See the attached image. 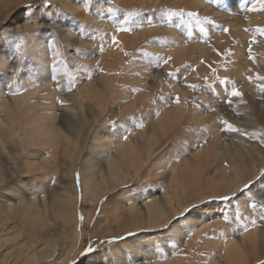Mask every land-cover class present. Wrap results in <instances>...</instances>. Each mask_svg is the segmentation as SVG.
<instances>
[{"label": "bare ground", "instance_id": "1", "mask_svg": "<svg viewBox=\"0 0 264 264\" xmlns=\"http://www.w3.org/2000/svg\"><path fill=\"white\" fill-rule=\"evenodd\" d=\"M24 1L27 0H0V21L4 19L3 13H5L4 16L8 15V13H12V9ZM155 1L157 3L159 0ZM155 1L152 0V2ZM201 1L204 3L203 0H200V2ZM22 14V12H19L8 24L0 27V41L4 33L16 34L19 31L29 32V28L23 29L24 26H28L29 24H25L22 20L19 22ZM259 14H264V12ZM257 17L258 16L253 14L251 15V20L257 21ZM237 26L234 25L231 29L235 37L242 35V32L244 33L243 28L241 27V30H239ZM58 27H60V31H62L67 38L66 40H70L68 38V32H70L71 29L64 30L61 25H58ZM166 33L169 34V41L166 46H161L160 42L159 44H148L155 49L160 48L164 50L166 52V58L171 57L167 63L169 65L164 64L160 72H165L169 69L168 73L173 72L175 75L173 78L169 79L161 75V78L164 80L161 85L158 84L156 86L155 83L154 85L151 84V87H147L148 83L156 82V78L158 80V77L143 72L138 75L140 80L136 82V88L141 86L143 91H147L151 94L155 92L154 90L158 87V89L163 88L164 91L172 90L177 95H173L172 93L166 95L164 93L162 94L164 100H161L160 97L158 99H144L141 100L142 106L137 108L136 100L131 101L128 98L130 94L138 95L136 92L122 90L119 92L118 90L117 92L120 94L115 101L116 106L107 104L103 108L110 109L112 113H121V111L125 113L135 108V115L140 114V116L134 117L136 119L142 117L145 120L142 129L143 132L137 130H130L131 132H109L112 128H110L109 125L108 127L110 129L108 130L106 124L97 129L93 126H89L87 122L88 115L84 113L80 114L79 112L83 107H86L87 110L88 107L89 109L93 107H90L92 104L91 100L88 101L83 95L84 90L90 86V84H88L89 81L85 83L88 84V86L78 84L71 92H68V94H71L70 104L58 102L57 88L55 89L54 86L50 84L48 77L51 58L49 57L48 59L47 57L48 45L41 39L42 35L33 34L29 36V46L27 44L26 50L31 62L27 65V76H23L22 72L18 70L19 64L16 58L9 60L8 51L0 54V69L5 73L4 77H1L0 74V86L8 88V91L3 93L0 87V124H2L0 126V221L4 222L3 226L0 224V235H4L6 231H10L16 227V223L11 222V218L7 215H9L10 211L18 209L21 211L20 223L22 225H27L33 231L45 232L46 235L50 234V227L52 221H54L53 217L59 219L62 228H67V222L70 221L71 217L76 216L75 211L78 188L76 185L75 172L77 170H80L81 173L82 200L84 209L86 210L87 220L91 217L97 202L102 196L113 190L115 191L118 187L122 188L128 185L122 193L120 192V197H122L120 202L123 205H119V209L129 206L128 211L133 212L129 221L130 225L126 228H122L116 223L118 222L117 219L107 221V227L109 228L112 223L111 230H117V234L121 233L119 231L123 232V229L124 233H128L133 230H154L163 227L171 219H174L179 213L184 212L185 209L193 204L200 203L210 197L227 196L232 194V192L234 193L243 186L245 181L253 179L260 172V169L263 168L264 165L262 156L257 155L260 147L256 143L250 146L242 144L239 132H228L225 130L226 132H224L223 138L217 126L218 116H223L224 114L222 112H220V114L217 112L218 110H213L209 116L206 110H200L202 107L200 108L199 105L197 106L198 108L193 107L195 104L194 102L191 111L189 109L190 114L188 115H190V117L184 121V124L187 125L189 122L191 125H194V122L207 121L211 129L197 130V127H191V130H188L186 126L182 125L179 130L189 137L191 143L189 151H192L189 153V160H191L192 166L194 167L193 171L196 170L197 174L189 175V177L187 176L190 173L188 171L189 169H184L185 166L180 170L177 167V162H165V156L161 152L163 145H159V143L154 144L152 138L157 134H161L162 132L160 131L167 128L164 124L165 121L171 124V121L180 115L183 107L180 103L177 104L175 102L176 96H179L180 100H182L183 96L186 94H189L191 98L196 97L195 94L197 89L193 90L188 87L189 83H187L189 77L192 78V74H189L192 65L194 67L198 66L199 73L200 71L204 72L202 70H205L206 63L203 61V58H206L213 66L217 67V71L219 72L225 67H230L229 69H232L233 76L239 81V83H235V86L239 87V91H241L243 95L247 93V96L250 94L249 85L251 84L247 75L256 73L257 71H264V64L257 63V61L264 63V59L259 57L263 52L262 49L261 53L259 52L260 55L256 54L254 56L255 52L258 53L257 50L251 52L254 59H250L248 51L250 45L246 44L244 47H241L238 45L239 41L238 44L235 45L236 48L234 50L227 51L226 49H222V53H228L227 55H223V58L210 57L208 55L211 54L209 52L210 50L205 45H200L197 41L191 43V46L197 49V52L194 54L191 53L193 52L192 48L190 50L187 47L186 40L181 37V34H178L175 30L172 31V29ZM172 38H174V40H171ZM240 40H244L245 43L246 39L241 37ZM221 43L220 45L224 47L229 45L227 40ZM260 46L262 47V44ZM70 56L72 57V55ZM188 57L189 59H187ZM188 60L190 61L184 63ZM98 62L100 61H96L92 65H96ZM133 64L134 66L132 67H139L143 70L149 68L140 65L142 63L139 61ZM186 65L189 66L186 67ZM97 66V69H102V67L105 69V66L101 62ZM126 68H129V66ZM13 69H17L19 73L16 72L15 75H12ZM137 70L134 71L138 73ZM183 70L187 72H183ZM115 72L117 73V71ZM103 73L104 70H101V72L99 70L96 74H98L99 77H104ZM107 76L108 79L111 77V75ZM202 80L201 78L200 81L198 79L195 80L196 84L199 85L198 89H200V93L197 95L196 100L204 103V106L209 104L215 109L221 108L224 109L225 112H229L230 105L225 104L222 106V103H224L225 100L234 101L235 99V101H237L241 99L240 97H232L230 95L232 83L228 85L227 89L220 84H216V91L214 92H217L218 96L215 97L210 93V88H206L203 85L204 83H200ZM17 86L23 87L22 90ZM212 88L213 86H211V89ZM36 96H45L48 97V100L42 101L41 104H39L35 101ZM143 96L145 97V94ZM112 98L113 96H109L107 100H112ZM129 100L131 102H129ZM127 104L130 105L128 106ZM253 105H255V103ZM49 106L58 107V109L55 108L62 113V122L59 123L56 121V114L58 112L52 114L51 112L53 111L48 109ZM263 106L256 107L260 113L264 110ZM96 109L95 111L98 112L97 114L102 111L101 107L98 108L99 110ZM137 109L139 110L136 112ZM185 109L186 108H184V110ZM95 111L93 110V114ZM71 112H73V114H71ZM89 112V114H92L91 111ZM157 112L159 113L158 115ZM248 114L244 116L245 119H250L251 115ZM90 116L91 115H89V117ZM232 119H234V117H232ZM77 120L81 122V127H77ZM125 122L128 123V121ZM167 133L168 132L165 134ZM125 137H127V139H125ZM235 139L239 140L234 144ZM172 141L174 142L175 139ZM66 163H68L69 169L67 167V169L62 168ZM205 167H207L206 174L202 175L205 171ZM245 169L247 170L246 173L242 174V171ZM187 171L189 173H187ZM30 175L34 176L30 177ZM243 175L244 177L242 178ZM154 176L155 179L161 180L159 186L150 188L147 185L146 192L143 191L141 195L135 198L129 197V195L131 196V192L136 191V179L137 181H149V178H153ZM19 181L25 184L26 190H22L21 188L11 190V188H13L12 186ZM163 185L168 186V191L161 190ZM4 191H7V193L9 191L17 192L18 194L16 193V195L19 197L18 200H14L10 195L5 194ZM124 192L129 194L127 195L128 197H125L123 194ZM47 194H49L50 197ZM251 195L257 200L264 201V177H262L261 181L257 182L248 192L242 193L236 199L231 200L229 204L236 202L239 203L243 209L247 210L246 207H248L249 202L248 197ZM216 204L218 203H206L205 207H203L205 213L208 212V208H213ZM112 208L110 210H112ZM198 214V208H192L184 217L174 220L167 230L162 231V233L167 232V234H170L172 239L178 241L179 244L195 246L196 253L199 256L196 264H199V262L200 264H252L264 258V225L256 224L251 231H245L242 225L237 223L235 224L236 228L238 230L240 228V232L237 234L238 237L234 233L235 231L231 230L228 225L225 223L223 224L222 221L216 220V222L218 221L219 223L216 225H220L223 231L214 230V235H200L201 228L204 227L203 224L206 222H203ZM8 219H10V221H8ZM6 222H10L8 223L9 225H7ZM182 222L188 225V229L182 227ZM165 235L166 234H164V236ZM134 238L135 243L131 247L133 248L131 249L134 255L133 257L136 259L134 264L161 263L160 260V263L155 261L156 259L154 260V257H152L154 261L151 260L150 255L154 246L156 247L151 233L142 232ZM136 239L138 241H136ZM192 239H194V241ZM203 239H212L213 241L205 242L202 241ZM201 245L208 247V250L198 251ZM165 249H167V247H165ZM170 249L167 250L172 252ZM249 249L255 252L250 254ZM2 253L3 252L0 251V255ZM8 253L9 252L5 253V255L2 254V256H7ZM69 256L71 257L70 254ZM69 256L68 254L65 255L66 261L64 264H70V261L73 260L76 255H73L71 259ZM171 256L173 257L169 256L171 258L170 261L172 259L176 261L181 260L179 257L175 258L174 255ZM140 257L146 259L138 261L137 259ZM252 257H255L257 260H253V262L251 260ZM166 263H168V261L165 262V264Z\"/></svg>", "mask_w": 264, "mask_h": 264}, {"label": "rangeland", "instance_id": "2", "mask_svg": "<svg viewBox=\"0 0 264 264\" xmlns=\"http://www.w3.org/2000/svg\"><path fill=\"white\" fill-rule=\"evenodd\" d=\"M203 1L204 3L202 1L200 2V0H159L156 3V1L152 2V0H27L16 5L12 9V13H8L6 16H4L5 13H3V18L5 20L2 18L3 20L0 21V27L8 24L15 15H17L19 12H22L23 14L21 15L22 17L20 16L19 22L22 20V22L25 24H29V32L19 31L16 34H2L3 36L1 37L0 41L2 44H0V46L2 48L0 47V54L8 51L9 60L16 58L19 64L18 70L22 72L23 76H27V65H29L31 62L26 50L27 44L29 46V36L33 34H39L40 36L42 35L41 39L44 40V43L48 45L47 57L48 59L49 57L51 58L48 77L50 84L54 86L55 89L57 88L56 92L58 94V102L64 101L63 103L70 104L71 94H68V92H71L78 84H84L85 86L90 84V86L84 90L83 95L88 101L91 100L92 104L90 107H93L90 109L88 107V110L86 107H83L79 110L80 114L84 113L85 115H88L87 122L89 126H93L95 129H97L98 127L106 124L108 130L110 128L113 129L109 130V132H129L130 130L143 132V126L140 125H143L145 120L142 117L138 119L134 117L140 116V114L135 115V108L130 109L125 113L124 111H121V113H112L110 109L108 110L103 108L107 104H113L116 106L115 101L119 97L118 95L120 94L119 92H121V90L127 92H136L138 94H130V97H128L131 101L136 100L137 108L142 106L141 100L144 99H158L164 93L166 95L170 93L177 95L172 90L164 91L163 88L158 89V87L156 90H154L155 92H152L151 94L147 91H143L141 86L136 88V82L140 80L138 75L142 74L143 72H147L148 74H151V76L156 75L159 80L158 81L156 78V82L148 83L147 87H151L150 85H154L155 83L156 86L158 84L161 85L164 82V80L161 78V75H163V77H168V79L173 78V76L168 75L169 69L165 72H160L164 66L163 61L167 59L165 56L166 52L160 48L155 49L148 44H159L160 42L161 46H166L167 42L169 41V34L166 32H169L172 29V31L175 30L178 34H181V37L186 40L187 47L190 50L192 48L193 52L191 53L194 54L197 52V49L192 47L191 43H195L196 41L198 44H203L208 47L210 50L209 52L211 53L208 54L210 57L218 58H223V55L221 54L222 49H226L227 51L234 50L236 48L235 45H237L240 41L238 44L239 46L244 47L246 44H249L250 47H252L251 52H255L257 50L258 53L255 52L254 56L256 54L260 55L259 52L261 53L262 49L263 52L259 57L264 59V34L258 31V29L264 28V14H259L264 12V0ZM109 9H112V11L109 12ZM167 9L183 10L184 15H173L171 20H168ZM129 12H132L133 15H131L127 22L123 25V28L128 30H120V21L124 20L125 16H127ZM189 12L197 13L199 19L196 17H189L187 15ZM253 14L258 16L256 18L258 20H255L256 22L251 20V15ZM205 17L208 19H205ZM58 25H61L64 30L71 29V31L68 32V38L70 40H66L67 38L64 36L62 31H60V27H58ZM234 25H238L237 28L239 30H241L242 27L245 34L242 32V35L235 37L231 30ZM201 27L206 29V34L200 31ZM224 28H227L229 31H223ZM189 31L192 33L191 36L188 35ZM113 35H115L119 41L118 44L112 43L111 38ZM21 36L22 38L18 39V37ZM241 37L246 39L245 43L244 40H240ZM253 37H255L254 42ZM171 40H174V38ZM225 40L229 42V45H226V47L221 46V42H224ZM261 44L262 47L260 46ZM145 52L149 53V55H145ZM125 53H127V55H125ZM70 55H72V57ZM189 57L187 59H189ZM96 61L103 63L105 69L104 67H102V69H97V65H99L100 62H98L96 65H92ZM136 61L142 63L140 65H144L149 68L143 70L139 67H132L134 66L133 63ZM189 61L190 60L185 61L184 63ZM203 61L206 63L205 70H202L204 72L200 71L199 73L198 66L194 67L192 65V69H190L189 72V74H192V78L189 77L187 83L196 84L195 80L198 79L200 81V78L203 79V77L207 76L209 79L207 81L203 79L200 83H204V87L210 88V93H212L215 97L218 96L217 92H214L216 91V84H220L227 89L230 83H232V87L235 86V83H239V81L233 76L232 69H229L230 67H225L219 72L217 71V67L213 66L206 58H203ZM257 63L264 64L261 61H257ZM127 66H129V68H126ZM188 66L189 65H186V67ZM212 68L216 69L215 73L212 72ZM197 69L198 71L196 72ZM99 70L100 72L101 70H104V77H99L98 74H96L99 72ZM134 70H137L138 73ZM19 71L16 72L19 73ZM115 71H117V73ZM183 72L187 71L183 70ZM0 74L1 77L5 76V73L1 69ZM107 75H111V79H108ZM258 75L264 76V71H257L256 73L247 75L248 80L251 81V84L249 85L250 94L247 96L246 93L240 97V100L237 101L234 99L230 105L229 112H225L224 109L221 108L215 109L209 104L204 106V103L196 100L197 95L200 93V89L198 88L195 94L196 97H194L195 99L191 98L189 94L183 96L182 100H180V104L183 107L180 115L176 117L177 119L174 118L173 121H171L172 125L165 121L164 124L167 128L160 131L162 132L161 134H157L152 138L154 144L159 143V145H163L161 152L165 156V162H177V167L180 170L185 166L184 169H189L188 171L190 172L189 173L187 171V173H189L187 176L197 174L196 170L193 171L194 167L192 166L191 160H189V153L192 152L189 151L191 145L189 137L188 135L180 132L179 128L180 126L182 127V125H184L188 130H191V127H197V130H208V128L209 130L211 129V126L208 125L207 121L194 122V125H191L189 122V125L184 124V121L190 117L188 114H190L191 109L193 107H197L198 105L200 108L202 107L199 109L201 111L206 110L209 116L213 110H218L217 112H222L224 115H226H223L224 117L221 115H219L220 117L218 116L217 128L218 131H220L223 135V138L224 132H226L224 130V127L226 126L222 125V121L224 120H227L229 123L233 124L234 127L244 129L248 133H264V110L262 113H260L256 108L260 107L261 105L263 106L264 104V92L260 90V85L264 84V81L258 80L256 78ZM217 77H219L220 80H223L225 77L228 79L226 83H221L220 80L216 79ZM249 77H251V79H249ZM87 81H89V83L85 84ZM209 85L213 86V88L211 89ZM0 87L3 93L8 91V88H5L4 86ZM235 87L239 90V87ZM18 88L22 90L23 87L20 86ZM118 90L119 92H117ZM144 94L145 97L148 98H145L143 96ZM109 96H113L112 100H107ZM47 100L48 97L45 96L35 97V101H37L39 104H41L42 101ZM130 100L129 102H131ZM227 101L228 100H225L224 103H222V106L228 104ZM254 103L255 105H253ZM127 105L129 106L130 104ZM55 107L49 106L48 109L53 111L51 112L52 114L58 112L56 114V121L60 123L62 122V113L57 110L58 107H56L57 109ZM99 107H101L102 111L97 114L98 112L95 111V109L99 110ZM184 108L186 109L184 110ZM93 110L95 111L94 114ZM138 110L139 109H137L136 112ZM89 111H91L92 114H89ZM71 114H73V112H71ZM246 114L251 115L252 118L250 117V119H245L244 116H246ZM89 115H91V118ZM232 117H234V119H232ZM125 121H128V123ZM1 125L2 124H0V126ZM78 126L81 127V122L77 120V127ZM166 132L168 133L165 134ZM173 139H175L174 142L172 141ZM237 140L239 139L234 140V144L237 142ZM240 141L242 144L248 146L256 143L260 147L257 155H261L264 159V144H262L258 138H253L240 133ZM66 167H69L68 163L64 164L62 168ZM206 170L207 167H205V173L203 172L202 175L206 174ZM246 171V169L243 170L242 174H245ZM75 175L76 181L77 175H79V183H76L78 188L77 205L75 211L76 216L71 217L70 221L67 222V228H62L59 219H56L52 216L54 221H52V225L50 227L51 233L46 235L45 232L33 231L27 225H22L20 223L21 211L19 209L10 211L9 215L7 216L11 218V222L16 223V227L10 231H6L4 235H0V251L3 252V255L9 252L7 256H2V254L0 255V264H64L66 261V254H68V256L69 254L71 255V257L69 256L70 259L73 255H76L73 259L75 264H134L136 259L133 257L134 255L131 251L133 248L131 247L135 243L134 237L142 232L151 233V237L156 243V247L154 246V249L150 255L152 261L156 259L155 261H158V263L161 262L160 264H165L167 261L168 263L166 264H196L198 262L197 259H199V256L196 253L197 251L195 246H185L184 244H179V242L174 241L172 236L167 234V232L162 233V231H165L170 227L174 220L184 217L189 211H191L193 205H196L194 208H198V216L201 218V220L206 222L203 224L204 227L201 228L200 235H214V230L223 231V228L220 225H216L219 224L218 221L223 222L222 214L229 215V221L227 223L223 222V224L225 223L231 228V230H234L236 236H238L237 234L240 232V228L238 230L235 226L237 223H240L244 229L245 226H247V231H251V229L256 224L264 225V201L257 200L252 195L249 196L250 199L248 197L249 202L248 207H246L247 210L243 209L239 203L234 202L229 204L231 200L236 199L241 195V193L238 192V189L235 191L237 195H233V192L232 194L227 195L229 197L228 200H221L219 197H210L201 201L200 203L193 204L187 208V211L179 213L165 226L156 228L157 230L142 229L139 231L133 230L128 233H124L123 229V232L119 231L121 233L117 234V230H111L112 223L110 224L109 228L107 227V221L117 219L118 222L116 223L122 228H126L130 225L129 221L133 212L128 211L129 206L119 209V205H123L120 202V199L122 198L120 197V192L122 193V191H124L128 185H125L122 188L118 187L115 189V191L113 190L102 196V200L100 198L95 206V210L91 214V217L87 220V214L82 200L83 192L80 170H77ZM33 176L34 175H30V177ZM243 177L244 175L242 178ZM259 177L260 172L253 178L256 179L255 184L261 181L262 177ZM150 178L149 181H137L136 179V191L131 192V196L127 192H124L123 194L125 197L129 195V197L135 198L138 195H141L143 191H147V185L151 188L157 187L159 184H161V180L155 179V176L152 179ZM24 185V183L19 181L12 186L13 188H11V190L19 188L26 190ZM254 185L250 186V189L254 187ZM162 187L163 188H161V190L168 191L167 185H163ZM4 193L10 195L14 200H18L19 198L18 195H16L17 192L15 191H9L8 193L7 191H4ZM47 195L50 197L49 194ZM209 202H216L218 204H216L213 208H208V212L205 213L203 207H205V204ZM111 208L112 210H110ZM200 209L203 210L199 211ZM237 213L240 214L238 219ZM81 215L83 216V220H81ZM216 220L218 221L216 222ZM8 221H10V219H8ZM3 223L4 222L0 221L1 226L4 225ZM8 223L7 225H9ZM187 226L188 225L186 223L182 222V227L188 229ZM164 234L166 235L164 236ZM167 235L170 236L168 237ZM192 240L194 241V239ZM136 241L138 240L136 239ZM202 241L211 242L213 240L203 239ZM89 245L94 251L80 255V253H82ZM165 247H167V249L171 248L170 250H172L173 253L165 249ZM207 248L208 247L201 245V247L199 246L198 251H207ZM249 251L250 254L255 252L252 249H249ZM167 254L170 257H173L171 255H174L175 258L179 257L181 260L176 261L172 259L170 261L171 258ZM152 257H154V260ZM252 258V261L257 260L255 257ZM145 259L146 258L144 257H140L137 260L142 261ZM73 260L70 261V264ZM252 264H264V258L257 260Z\"/></svg>", "mask_w": 264, "mask_h": 264}, {"label": "snow or ice", "instance_id": "3", "mask_svg": "<svg viewBox=\"0 0 264 264\" xmlns=\"http://www.w3.org/2000/svg\"><path fill=\"white\" fill-rule=\"evenodd\" d=\"M111 11H112V9H109V12H111ZM167 12H168V20H171V17H172L173 15H179V16H183V15H184L183 10L167 9ZM131 15H133V13H132V12H129V13L127 14V16H125L124 20L120 21V24H121V29H120V30H124V31L128 30V29L123 28V25L127 22L128 18H129ZM187 15H188L189 17H196L197 19H199L198 16H197V13H195V12H189V13H187ZM205 19H208V18L205 17ZM26 28H28V26H24V27H23V29H26ZM200 31L206 34V29H205V28L201 27ZM223 31L228 32L229 30H228L227 28H224ZM258 31L261 32L262 34H264V28H260V29H258ZM188 35H189V36L192 35L191 31H189ZM20 38H22V36H21V37H18V39H20ZM111 39H112V43H113V44H118V43H119V41L117 40V38H116L115 35H113ZM254 41H255V37H253V42H254ZM101 50H102V49H101ZM248 51H249V57H250V59H254V57L251 55V47H249ZM221 54H222V55H227L228 53H221ZM125 55H127V53H125ZM145 55H149V53L145 52ZM170 59H171V57H168L167 59H165V60L163 61L164 64H167V63H168V60H170ZM16 71H17V69H13V73H12V75H15ZM212 72L215 73V72H216V69H215V68H212ZM168 75H169V76H174L175 73H173V72H169ZM256 78H257L258 80L264 81V76H259V75H258ZM203 79H204L205 81H207V80L209 79V77L205 76V77H203ZM216 79L220 80L219 77H217ZM227 79H228V78L225 77L223 80H220V82H221V83H226V82H227ZM249 79H251V77H249ZM188 87H190V88H192L193 90H195V89H197V88L199 87V85H197V84H189ZM209 87H211V85H209ZM260 90H261L262 92H264V84H261V85H260ZM230 95H231L232 97H242V96H243V93H242L241 91H239L235 86H233L232 89H231V93H230ZM160 98L163 100V99H164L163 95H161ZM175 102H176L177 104L180 103V98H179V96H176V97H175ZM60 103H63V102L60 101ZM227 103H228L229 105H231L232 101H231V100H228ZM158 114H159V113L157 112V115H158ZM222 125H223V126H226L224 130H226V131H228V132H240V133L243 134V135H248V136H251V137H253V138H258V139L260 140V142H261L262 144H264V133H260V132H252V133H248V132H246L244 129L234 127L233 124L229 123L227 120L222 121ZM140 126H143V125L141 124ZM125 139H127V137H125ZM260 177H264V168H261V169H260ZM260 177H259V178H260ZM255 182H256V179H248L247 181H245V182L243 183V187H242L241 189H239L238 192L241 193V194L244 193V192H248V191L250 190V186L254 185ZM77 183H79V175H77ZM233 195H237V193L234 192ZM219 199H221V200H228L229 197H228V196H220ZM194 207H196V205H193V206H192V208H194ZM185 211H187V209H185ZM239 215H240V214L237 213V219L239 218ZM222 216H223V222L227 223V222L229 221V219H230L229 215H227V214H222ZM81 220H83V216H82V215H81ZM253 223H254V221H253ZM245 231H247V226H245ZM113 239H115V238H113ZM92 251H94V250H93V248L89 245L88 247H86V248L84 249V251H83L82 253H80V255H84V254H86V253H88V252H92ZM71 264H75V261H72Z\"/></svg>", "mask_w": 264, "mask_h": 264}]
</instances>
